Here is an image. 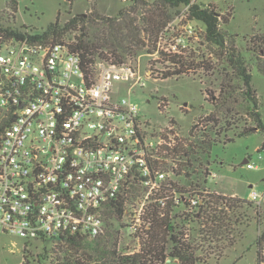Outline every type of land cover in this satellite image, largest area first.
Instances as JSON below:
<instances>
[{
    "label": "built area",
    "instance_id": "obj_1",
    "mask_svg": "<svg viewBox=\"0 0 264 264\" xmlns=\"http://www.w3.org/2000/svg\"><path fill=\"white\" fill-rule=\"evenodd\" d=\"M27 34L0 37V111L7 123L0 139V232L43 246L95 239L105 233L110 204L140 190L125 204L120 245L125 255L138 253L153 205L164 210L170 203L185 213L200 202L174 187L183 184L179 127L169 120L155 126L133 100L153 70L98 62L88 73L69 48ZM205 34L188 10L146 55L197 53ZM157 101L162 114L168 101ZM260 200L251 194V201Z\"/></svg>",
    "mask_w": 264,
    "mask_h": 264
},
{
    "label": "trees",
    "instance_id": "obj_2",
    "mask_svg": "<svg viewBox=\"0 0 264 264\" xmlns=\"http://www.w3.org/2000/svg\"><path fill=\"white\" fill-rule=\"evenodd\" d=\"M74 1L67 0L70 5ZM86 1L92 2L86 13L73 15L70 10L69 18L62 21L60 12L55 23L31 39L69 48L72 54L81 58L88 73L98 62L134 66L139 57L153 54L160 34L180 14L182 7H188L190 19L205 24V39L208 46H213V49L209 47L212 54L207 61L202 58L196 63L188 55L161 60V63L171 64L162 73L164 79L197 70L210 73L214 79L211 84L216 90L205 91L211 105L210 113L194 119L189 134L182 139L177 151L182 161L180 181L183 184L174 187L188 198L199 197L200 202L193 211L185 213L176 211L170 203L164 210L153 205L148 217L150 230L140 237L139 252L125 255L124 249L120 248L121 229L127 227L125 204L140 196V190L130 192L107 208L103 235L95 239L67 238L51 251L45 248L49 255L43 260L52 258L56 264H167L169 261L177 264H211L213 261L212 264H220L226 252L244 240L254 219L252 213L263 216L261 207L253 201L210 193L207 185L216 162L213 160L215 146H226L253 134L264 135L262 104L252 75L254 66L264 75V34L255 33L248 37L242 51L238 47L237 35L223 28L234 18L232 8L223 15L215 5L201 6L193 0H130L115 16H106L96 0ZM17 5L18 2H13L12 13H4L7 18L0 15V37L29 36L11 26V21L16 18ZM6 126L0 111V139ZM255 220L259 233L254 244L257 264H264V230L262 222Z\"/></svg>",
    "mask_w": 264,
    "mask_h": 264
},
{
    "label": "rangeland",
    "instance_id": "obj_3",
    "mask_svg": "<svg viewBox=\"0 0 264 264\" xmlns=\"http://www.w3.org/2000/svg\"><path fill=\"white\" fill-rule=\"evenodd\" d=\"M15 1L18 2V8L15 21H11V26L32 34L41 33L50 24L55 23L60 12L62 13L61 20L65 21L69 18L70 10L73 15H79L86 13L92 7V2L86 0H75L72 5L67 0H0V15L7 18L4 13H12L11 4ZM96 2L104 15L115 16L130 3V0H96ZM193 2L201 6L213 4L223 15L229 8H232L234 18L229 25L223 28L237 35L238 47L242 51L245 50V40L248 37L255 33L264 34V0H193ZM179 11L180 14L174 17L173 22L178 21L181 16L188 15V7H182ZM208 45L206 40L198 44V52L190 53L188 57L194 59L196 63L202 58L207 61L212 54ZM210 48L213 49V46ZM245 56L249 57L246 53ZM157 57V55L145 54L137 59V65L142 71L152 68L157 72L153 74L152 80L147 81L144 89L136 90L133 100L138 104L140 114L155 123V126L169 120L177 124L181 133L186 137L193 126L194 119L206 117L211 111L205 91L207 89L216 90L214 84H211L214 79L210 73L201 70L189 72L180 77L164 79L162 73L167 71L171 64L161 63L162 59ZM156 61L160 64H150ZM213 61L216 62V60ZM171 71H173L172 68ZM252 75L254 88L261 99L264 120V75L255 66L252 69ZM160 98L168 101V107L167 109L162 108V114L159 112L157 101ZM263 145L264 135L253 134L238 138L226 146L219 144L213 149V160H216L212 166L214 177L209 178L207 189L217 191L224 196H236L248 201H251V194L257 192L262 200L254 203L261 207L263 213L262 217L252 213L254 219L251 220L250 227L246 230L244 240L227 251L220 264H257V251L254 244L259 233L255 219L262 222L264 230ZM249 161L255 163L258 168L249 169L246 165ZM56 246H59L56 242L48 243V246L30 242L26 246L24 239L0 232V264H56L52 258L47 261L43 260L49 255L45 248L51 251ZM167 264L177 263L169 261Z\"/></svg>",
    "mask_w": 264,
    "mask_h": 264
},
{
    "label": "water",
    "instance_id": "obj_4",
    "mask_svg": "<svg viewBox=\"0 0 264 264\" xmlns=\"http://www.w3.org/2000/svg\"><path fill=\"white\" fill-rule=\"evenodd\" d=\"M245 163H247V162H245Z\"/></svg>",
    "mask_w": 264,
    "mask_h": 264
}]
</instances>
